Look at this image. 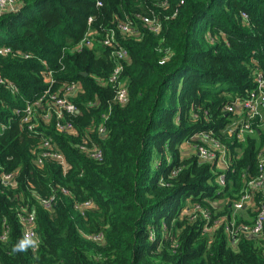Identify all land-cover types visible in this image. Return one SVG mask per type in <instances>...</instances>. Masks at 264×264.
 Wrapping results in <instances>:
<instances>
[{
    "label": "trees",
    "instance_id": "obj_1",
    "mask_svg": "<svg viewBox=\"0 0 264 264\" xmlns=\"http://www.w3.org/2000/svg\"><path fill=\"white\" fill-rule=\"evenodd\" d=\"M19 1L0 14V48L9 49L0 53V174L15 182L0 179V234L8 227L0 264H264V222L259 234L238 231L264 193L253 191L255 208L241 215L233 206L257 173L264 126L240 142L224 132L226 103L264 75V0ZM144 17L158 21L157 32ZM122 23L133 30L122 32ZM110 34L113 45H104ZM88 36L90 47L72 49ZM116 47L128 53L119 74L125 104L105 83ZM47 71L51 93L75 84L66 97L77 113L63 112L72 131L56 129L55 115L36 113V134L21 121L47 88ZM202 131L229 145L224 184L217 164L191 147ZM41 136L51 137L67 168L51 158L35 164ZM49 197L48 207L38 200ZM22 210L34 212L38 246L14 252L24 238Z\"/></svg>",
    "mask_w": 264,
    "mask_h": 264
},
{
    "label": "built area",
    "instance_id": "obj_2",
    "mask_svg": "<svg viewBox=\"0 0 264 264\" xmlns=\"http://www.w3.org/2000/svg\"><path fill=\"white\" fill-rule=\"evenodd\" d=\"M19 2V0H0V14L16 11L20 7ZM97 5H99V2H97ZM143 20L150 25L151 30L154 32L158 31L159 23L155 18L149 19L144 17ZM119 29L122 32H131L133 30L130 23H122L119 26ZM114 39L113 35L110 34L103 38L102 43L104 45L112 46ZM91 45L92 39L88 36V38H84L78 44L74 45L72 49L77 50L84 46L90 47ZM8 51V47L4 46L0 48V53H7ZM110 56L115 62V68L113 69L112 75L105 83L114 86V101L119 104H125L128 101V89L125 81L119 78V74L121 71V62L128 58V53L125 48L116 47L111 51ZM52 80L51 72L47 71V88L44 90V93L37 100L28 102L21 112V121L26 126L27 130L35 134L37 133L35 128L36 113H39L45 121H49L50 116L55 115V127L58 130H73L72 124L68 119L64 118L63 112L77 113L76 106L66 97L67 94L75 90V84H65L60 87L57 92L51 93L50 88L53 84ZM254 81L255 86L253 89L244 95H236L230 102L226 103L224 108L225 111L231 114L230 121L224 127V132L235 141H244L246 136L254 134L256 126H264V115L260 111V107H262L264 103V75L260 72L256 73ZM61 91L63 92V95H60L59 92ZM99 131L101 133L105 132L104 128H100ZM195 138H197L200 143L191 144L194 153L201 161L214 165L217 164L218 169L221 170L217 176V180L220 184H224V174L222 171L229 166V145L224 143L220 138L215 137L212 132H199L198 134H195L194 139ZM40 139V151L36 156L35 164L42 165L45 158H51L56 160L63 169L67 168V161L64 158L63 153L54 149L51 137L41 136ZM89 152H92L91 156L94 159L101 157V151L97 147H94V145L89 149ZM256 168V175L251 177L246 183L249 190L242 194L233 204L236 210L240 211L242 208L248 207L255 208L252 192L260 191L264 193V147L257 151ZM0 179L4 185L15 184L12 174L9 172H2L0 174ZM51 199L52 198L50 197L38 198L40 203L46 207L50 206ZM90 205L91 202L89 200L82 203L84 209ZM255 210L256 215L254 216L252 223L239 226L238 231L250 234H259L262 231L264 222V205L257 206ZM17 216L22 226L23 237L25 235H30L34 239H37L34 229V212L31 210H22ZM231 218V227L226 226V230L230 234V244H234L237 228L234 229V217ZM7 233L8 227H4L0 234V240H5Z\"/></svg>",
    "mask_w": 264,
    "mask_h": 264
},
{
    "label": "clouds",
    "instance_id": "obj_3",
    "mask_svg": "<svg viewBox=\"0 0 264 264\" xmlns=\"http://www.w3.org/2000/svg\"><path fill=\"white\" fill-rule=\"evenodd\" d=\"M38 246V240L34 239L30 235H25L22 240L19 241L17 245L14 246V252H25L29 248H35Z\"/></svg>",
    "mask_w": 264,
    "mask_h": 264
},
{
    "label": "rangeland",
    "instance_id": "obj_4",
    "mask_svg": "<svg viewBox=\"0 0 264 264\" xmlns=\"http://www.w3.org/2000/svg\"><path fill=\"white\" fill-rule=\"evenodd\" d=\"M191 152H192V150H191ZM189 153H190V146L185 145V144L182 145V147H181V154L183 156H185V155L187 156ZM243 211H245V210H243ZM234 213H236L238 215H241L240 212H239V210H236L235 208H234ZM232 216H234V215H232ZM242 216L245 217V218H249V216L246 213H243Z\"/></svg>",
    "mask_w": 264,
    "mask_h": 264
},
{
    "label": "water",
    "instance_id": "obj_5",
    "mask_svg": "<svg viewBox=\"0 0 264 264\" xmlns=\"http://www.w3.org/2000/svg\"><path fill=\"white\" fill-rule=\"evenodd\" d=\"M84 75L86 74V73H83Z\"/></svg>",
    "mask_w": 264,
    "mask_h": 264
}]
</instances>
